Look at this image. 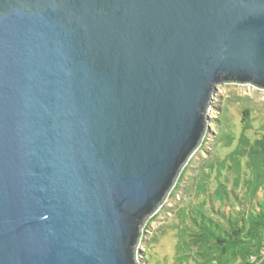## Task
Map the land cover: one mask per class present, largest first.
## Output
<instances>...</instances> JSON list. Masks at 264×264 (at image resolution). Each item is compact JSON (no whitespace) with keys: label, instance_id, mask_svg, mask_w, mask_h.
Here are the masks:
<instances>
[{"label":"water","instance_id":"1","mask_svg":"<svg viewBox=\"0 0 264 264\" xmlns=\"http://www.w3.org/2000/svg\"><path fill=\"white\" fill-rule=\"evenodd\" d=\"M224 84L264 91V0H0V264H145Z\"/></svg>","mask_w":264,"mask_h":264},{"label":"trees","instance_id":"2","mask_svg":"<svg viewBox=\"0 0 264 264\" xmlns=\"http://www.w3.org/2000/svg\"><path fill=\"white\" fill-rule=\"evenodd\" d=\"M223 110L214 147L229 151L211 154L187 187L189 199L174 212L173 264H259L264 259V121L256 128L254 109L246 106L237 133L226 105ZM205 146L206 141L200 150ZM190 165L169 200L176 198ZM158 215L150 219L145 234ZM144 240L145 235L142 245ZM147 249L145 257L152 259L149 244Z\"/></svg>","mask_w":264,"mask_h":264},{"label":"rangeland","instance_id":"3","mask_svg":"<svg viewBox=\"0 0 264 264\" xmlns=\"http://www.w3.org/2000/svg\"><path fill=\"white\" fill-rule=\"evenodd\" d=\"M225 105L227 106L226 111L230 125H232L233 130L237 133L241 130V112L246 106L254 109L253 118L256 120L254 123L256 128L264 121V91L257 90L249 85L224 84L218 87L214 96L213 106L209 112V116L211 117L210 130L205 139V148L199 150L191 159L190 169L176 198L168 200L163 207V211L158 212L157 220L150 224L147 233H144L145 242L141 247L142 253L146 254V252H149L147 249V245L149 244L152 255V259L145 257V264H173L176 239L175 232L170 228V225L173 223L174 212L189 199L187 187L190 186L199 168L211 158V154L216 153L219 156H224L229 151L214 147V137L218 132L217 124L221 119ZM163 227H165L164 232L161 231ZM154 238L155 240H153Z\"/></svg>","mask_w":264,"mask_h":264}]
</instances>
